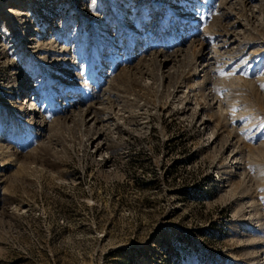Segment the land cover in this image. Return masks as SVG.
<instances>
[{
    "label": "rangeland",
    "instance_id": "1",
    "mask_svg": "<svg viewBox=\"0 0 264 264\" xmlns=\"http://www.w3.org/2000/svg\"><path fill=\"white\" fill-rule=\"evenodd\" d=\"M0 2V264H264V0Z\"/></svg>",
    "mask_w": 264,
    "mask_h": 264
},
{
    "label": "bare ground",
    "instance_id": "2",
    "mask_svg": "<svg viewBox=\"0 0 264 264\" xmlns=\"http://www.w3.org/2000/svg\"><path fill=\"white\" fill-rule=\"evenodd\" d=\"M18 3V2H17ZM0 7H1V9H5L3 12L4 13H8V14H10V12H11V10H9V9H7V6H5V4L4 3H1L0 2ZM12 13V12H11ZM18 14V13H17ZM21 14V13H20ZM29 40V39H28ZM31 42V41H30ZM29 49V48H28ZM208 63V62H207ZM77 79V78H76ZM28 91V90H27ZM26 94V93H25ZM30 99H31V97H30ZM29 99V100H30ZM66 99H68V98H66ZM32 100H33V98H32ZM31 102V101H30ZM31 104V103H30ZM69 104H70V108H74V109H77L79 106H80V104H81V99L80 98H78V97H71L70 98V100H69ZM69 106V105H68ZM31 107V106H30ZM99 146V145H98ZM100 147V146H99ZM99 147H97V150H99L100 148ZM227 171V170H226ZM229 171V170H228ZM225 172V171H224ZM229 175V174H228ZM226 176H227V174H226ZM225 177V176H224Z\"/></svg>",
    "mask_w": 264,
    "mask_h": 264
}]
</instances>
